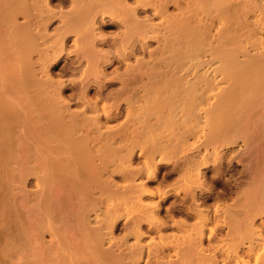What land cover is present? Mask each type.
I'll return each instance as SVG.
<instances>
[{
  "label": "rangeland",
  "instance_id": "1",
  "mask_svg": "<svg viewBox=\"0 0 264 264\" xmlns=\"http://www.w3.org/2000/svg\"><path fill=\"white\" fill-rule=\"evenodd\" d=\"M25 1L0 0V73H1L0 74V88H1L0 89V102H1L0 123H2L0 124L1 125L0 126V138H1L0 139V199L1 200L4 199L3 198L4 195H6L5 200L6 199L11 200V198L14 199V197H16L17 199L15 198L16 200L15 202L17 203L19 200L26 199L28 197L26 196V194H24V191L27 192V194L30 197V198L28 197L29 199L27 198L28 203L19 202V204H22L23 206V207L21 206V208L19 209L21 213L23 212L22 215H24L26 211L28 212L29 216L27 217L31 218L32 221L31 226H33V224L36 223L35 225L38 227L37 230H39L41 227L44 226L43 224L47 226L46 224L47 218L45 221L44 217L46 216H44V210L46 211L50 207L54 209L53 205L55 206V204L57 203L56 201H58L59 198L61 199L62 197H64L62 198V200L68 202V208L70 209V210L68 209L69 213L71 210L72 212H74L75 210L73 211V209L74 208L76 209L75 206H78L79 203L78 200H80L79 198L81 197V195L79 194H82V192L84 191L83 195L87 198L85 197L83 198L81 197V198L83 199V201L85 198L86 202L88 203L87 204L85 202L87 204L89 215L91 218L94 219V217L98 215L99 218H101V220L103 217L104 218L103 221H105L106 218L109 219L111 216L115 215L113 212L118 211L117 213L118 215L115 216H117L119 219L118 221H116L117 223H115L114 227L111 228V231L114 233L113 234L114 237L122 238L124 234H126L127 232L129 233V231L131 232V230L135 229L133 228L134 220H140L142 219V217L144 219L145 216L147 215L146 212L149 213L148 210H144V209H141V211H139L140 208L138 207L136 208L134 204L132 205L135 208L132 207V205H130L131 203L130 201L133 200L131 197L135 198L136 194L134 193L135 197L132 194V196L130 197V201H128L129 199L123 200L125 202L126 201L129 202V205H126L127 203H125V204H120L119 207L118 205L113 206V204L116 202L114 197H110L111 198V199L109 198L110 201L107 198L105 200L103 199L102 202H99L97 200L99 191L96 189V186L92 187L93 189L88 188L86 186H82L83 184L86 183L85 182V178H87L86 175L91 174L92 176L96 172V150H99V152H101L102 154L107 153L108 150L109 153V149L106 147L107 141H103V140H107L108 136H114V140H113L114 142H112L113 143L112 146L114 145L113 147L115 148L114 150L123 152L124 150H126L127 147H128L127 149H129L128 143H131L130 145H132L130 146L129 150H135L134 154L132 155L131 167L133 168L142 167L141 168L142 173H140L139 176L138 175L136 176L135 178L136 182L134 181V183L143 181L144 184L148 186L147 188L151 189L152 192L154 193L156 192L153 195L151 194L142 195L141 196L142 197L141 201H143L142 203L148 204V203H152L153 201L159 200L158 202L160 204L158 216L163 221V223L159 227L160 229L157 228L156 226H155L156 228H154V226L152 227L149 226L148 223L145 222V220L141 222L139 227L140 230L145 235L141 237L140 243L143 244L144 246L146 245L151 246L153 243L157 244L155 242L159 240L158 236L162 234L168 237V239L166 240H168L167 243L170 244V245L167 244L168 246L166 247L160 244L162 248L159 244H158L159 246L157 247L156 245H153L154 246L153 248L154 249L157 248L158 250L154 252L156 255L152 253L150 254L152 256L151 257L145 251L141 259L136 264H154V262L158 260L161 256L162 257L165 256V258L167 257L166 259H170L171 257V259L173 258L172 260H174L176 258L173 249H176L178 247L184 248L185 245L188 246L189 239L187 235L186 237L180 236L179 233L181 232L180 229L185 231L192 230L191 229L192 225L196 221L194 212H192L191 210V208H193L195 204L194 200L198 202L201 209L206 208L205 210L208 211L206 212L209 214V218H210L207 223V226L205 227V233H204L205 237L203 240L204 247H208V246L211 247V244L213 245L214 244L213 242L215 240H218V238H225L227 232L229 231V227L231 226L233 221L229 222V219H226V224L224 223L225 217L223 210L225 208L222 207H226V208L228 207L230 208V210L232 209L231 211L233 212L235 209H237V211L240 210L238 211L237 214L238 216L239 214H241L240 216L245 217L246 214H249L250 207H247L249 206V204L247 205L246 201H248V198L249 200L253 198L255 199L257 198L250 194H252L251 192L253 190H256L255 187L258 184H260L259 182H261L259 180L263 178L261 174L264 173V168H263L264 167V0H202V1L201 0H114L113 4L111 3L112 0H110V2L109 0H105L108 2H106L107 4H104V6L108 5L106 7H108L109 10L111 9L110 10L111 12L107 11V13H103L102 15H98L96 17V25H97L96 33L100 32L99 34H101V36H103L104 38L99 37V35H97L96 37H99L98 40H103V41L98 42V40H96V46H93L94 48L91 47L90 49V51H92V48L93 50L98 49V51L96 50L97 53L95 52L96 56L93 55L92 57L90 55V56H84V58L82 57V52L76 51L77 44L75 45L74 42L76 41V39L74 38H78V37L73 35V32L67 34L65 38L66 43L64 44L65 46L64 50L61 53L58 52V54L57 52L56 54L51 52L53 50L48 46L49 37L47 39V36H49L50 35L49 33L54 32V30H56L57 28H60L62 26V23L64 22V21L60 22L61 20L58 19L59 11L63 12L64 14L65 12H67V15H70L71 13H69V11L72 12L73 9H76L79 6L80 7L85 6L84 8L86 9L87 5L88 6L92 5L93 0L92 2L91 0L90 1L88 0L90 4L86 2L87 0L86 1L81 0L83 1V5L81 4L82 2H80L79 5L80 0L76 1L78 3L77 5L75 4L76 3L75 0H73L74 2H72L71 0H49L50 7L53 6L50 9L58 13V17H56L57 16L56 15L55 17L51 18L49 21H48V13H47L48 11H45L47 10L48 6L45 5V2H42V0L41 1L38 0L39 2H42L40 4L39 2L36 3L35 1L36 5L34 4L35 5V10H34L33 9L34 5L32 6L34 1L33 2L32 0L31 1L25 0ZM115 1L116 3L120 1V3L116 4ZM86 3L87 5H85ZM94 3H96V0H94ZM94 3H93L94 7L90 6L91 7L90 10L91 9L93 10V8L96 7ZM109 3L112 5V7L110 6ZM39 4L40 6L42 4L44 5V10L43 8L41 10L39 9L40 7L38 6ZM114 7L117 9V10L116 9L113 10L114 12L116 11L115 14H113L114 12L112 13V9H114ZM133 7L135 8L133 12H131ZM203 7L204 8L206 7V9L204 10L208 11L209 13L211 12L212 16H214L213 18L210 16L211 14L208 13L209 16L207 15V18L205 17L206 21L208 20L207 28L208 27L211 28L212 26L211 29L208 28L211 31L209 32L212 33L211 35H209V39H208V33L205 32L206 30L203 31V29H207V28L202 24L200 20L203 16H205V14L202 13ZM79 8L74 10L75 14L84 11V9L78 11L82 9ZM127 9L128 10L130 9L131 11L128 12L126 11ZM192 9L194 11L196 10L200 12L199 17L197 14H195L197 12L194 13ZM164 10H166L167 15L168 14L174 15L176 19H178L179 16L182 17V20L185 17H188L186 19L187 20L189 19L188 22L190 23L189 25L191 26V30L189 29L188 31V28H190L188 27L189 25H187L188 22L186 21V25H187L186 26L184 24L186 19H184L183 20L184 22H182V20L179 17L178 20H180L181 25L184 24L183 25L184 30L181 29L182 27L180 28L176 27L175 29H173L174 33H176V36H178L176 38L177 41L175 40V44H174L176 46H173L176 50L174 52L176 57L173 60L172 58L174 55L172 54V52L171 53L169 52L168 54L167 51L166 52L162 51V47L164 46L162 35L164 36L166 34L168 36L167 31H165L167 28L165 27L164 28L165 30H163V27L166 24V20H164L163 17H161L160 15V13L163 12ZM134 11H136L135 14ZM185 11L187 12V14L184 13ZM188 11L191 12L192 17L190 12L188 13ZM180 12L182 15L180 14ZM111 13L115 16H113ZM221 13L222 14L224 13L223 15H226L227 13L228 14L225 17ZM200 14L203 16H200ZM111 15L113 16V18ZM134 15L136 16V18L138 17V20L141 21L147 20L150 22V24H153L155 27H157V29L155 28L156 29L155 33L157 35L154 32L147 34L148 36L144 37L145 40H143V42L141 41L142 43L139 42L140 41L139 38L141 37H139L138 35L135 36V38H137L136 40L133 37L134 35L130 37L132 33H130L131 31L129 29V25L134 20L135 17ZM219 15H222V18ZM197 17L198 19L201 17L198 20L200 21V26H199V22L196 21ZM169 21L171 22L172 20L169 19ZM209 23L210 24L212 23L211 26L209 25ZM195 24H197L196 25L197 28H194ZM224 24H226L225 27L227 26V29L224 27ZM202 25L204 26V28ZM192 27L194 29H192ZM157 30L158 32L159 31L161 32L158 34ZM193 31L195 32L193 33ZM216 31L217 32L219 31L220 33L219 32L217 33ZM41 32L46 37L44 42H42L43 45L40 44L41 40L43 41L44 39L43 38L44 36L42 35ZM45 32L48 35H45ZM204 32L207 33L206 34L207 42L205 39L206 37ZM221 34L222 35L224 34L223 35L224 39L221 36ZM150 35H152L153 37L151 36L150 38L149 37ZM199 35L201 37H199ZM41 36H43L42 37L43 39H40ZM188 36L190 38L192 36V39H190L192 43L191 42L188 43L186 41V37L189 39ZM216 37L218 38L216 39ZM210 38L212 39L211 40L212 42L208 41L210 40ZM142 39L143 37L141 38V40ZM193 39L195 40L194 42ZM124 40L126 42H124ZM201 40L203 41L201 42ZM45 41L47 42L46 44ZM129 41L132 43L134 41L136 42H134L133 46L132 43H130L131 46L129 44L130 47L128 48L127 43ZM219 41H221V43ZM79 42L81 43V40ZM176 42L179 46L176 44ZM196 42L197 44H195ZM193 43L195 45H193ZM168 44H169L168 48L170 46L172 47V42ZM191 44L193 46H191ZM204 44L205 45L207 44L206 45L207 47L204 46ZM122 45L126 46L128 50L123 51L121 49L123 47ZM197 45L200 46L197 47ZM36 46L38 47V49H36L37 48ZM195 46L198 49H195L196 48ZM192 47L195 48L192 49ZM199 47H201L202 49H199ZM47 48H49L51 51H49V49ZM33 50H36L37 52ZM192 50L193 52H191ZM161 51L164 53L165 56H163V53ZM50 54L52 55L49 56ZM29 57H31L30 60ZM101 58L103 59L100 60ZM31 60H33V63L36 61V65L35 66L33 65L34 67L31 64H29L32 62ZM167 64L169 65V67H167ZM160 65L161 67H159ZM145 67L147 68L145 69ZM46 72L50 73L51 77L54 79V82L60 81L63 83L62 95L68 101L67 104L68 109L64 113L62 112L64 111V109L61 108V106L59 107L58 105H56L57 102L53 103V101L55 102V100L52 101L49 95H48L49 97H46L47 96L46 93L48 91L46 90L45 93V89H46L44 86L45 84L44 85L40 84L41 80L42 83L43 80L45 82L44 74ZM144 72L145 73L151 72L150 73L151 77H149L147 74L146 75L148 77L145 74L143 75L142 73ZM173 73H174V78L178 79L177 81L181 84L180 85L176 82L177 83L176 86H178L177 89L175 85L173 86L176 92L177 90L179 91L177 93L180 98V99L178 98L179 100H176L177 99L176 96L175 99L176 101L175 102L172 101V103L174 102L175 106L171 102H169L168 105L169 107H168L167 101H164L167 103L166 105H164V102L162 103L160 101L157 102L158 104L155 103L156 101H154V103H151L153 101H150V104L148 103L149 100L146 102V100L150 97V95H148V91L146 92L145 89L147 87H151L146 85L152 84L150 83V81L155 82L153 81L155 79L156 83L160 81V83H158L160 85L159 86L156 85L160 88L161 84L167 80L166 78H168V76L172 75ZM152 74L154 75L152 76ZM155 74L158 79L156 77L151 79L152 77L155 76ZM31 75H32V79L34 78L33 79L34 83L36 84L37 82L39 83L38 85L39 88L36 89V92L37 90H40L42 85L44 86L43 88H41L42 92L41 90L40 92L39 91L37 92L39 93V95L38 94L37 95L38 97L40 96L39 97L40 99H38V97H36L38 100L35 99L36 105L34 104L35 105L34 107H36V110H34L35 108L34 109L31 108L32 106L31 104H30L31 106H29L32 111L29 110L30 109L28 107L29 104H26V102L27 103L29 102V98L25 94L26 93L25 90L22 89V86L26 84V80L28 81L30 79V77L28 76ZM203 76H205L206 81H203L204 79ZM25 77H27V79ZM171 77L170 79L168 78L167 81L169 80L172 81V79H174L173 77L172 78ZM198 77H200L201 79ZM183 82L184 83L186 82V84H183ZM203 82H206L207 84ZM22 83L24 84L21 86ZM192 85H194V87ZM143 86L146 87L144 88ZM82 87L85 88L86 94L88 95L89 98L88 101L89 103L88 102H87L88 104L85 103L87 106L84 105V102H82L79 99V96H81L80 95L81 90L83 89ZM142 87L144 88L143 91H142ZM12 88L14 91L12 90ZM20 88L24 90L23 92L24 95H26L27 100L25 97H24L25 100L24 98L22 99L23 95H21L20 97V94L18 93L19 91L20 93H22V90ZM43 90L46 96L42 94ZM159 91L158 93L160 94L162 91L161 92ZM142 92L143 93L145 92L146 95L143 94ZM152 92L153 91L151 90L150 94ZM158 93L155 92L156 95ZM153 94L154 93L151 94L152 97ZM147 95L148 98H146ZM132 97L135 99L131 100ZM152 97H150V100ZM157 97L158 95L156 96V98ZM143 98H146L145 102L141 100ZM189 98L191 99L189 100ZM155 99L152 98V100ZM18 100L19 101L23 100L22 103L25 102V105L22 104L24 105L23 108L25 110L22 108V105L20 106ZM37 101L38 104L36 103ZM18 104L19 106H17ZM103 105L106 106V109L108 108V111L110 110L108 112L110 117H107L105 112L103 111ZM163 105L166 107H164ZM57 106L60 108V110H58L59 108ZM184 106L186 107L185 109L183 108ZM38 109H43V110H38ZM147 110H149L151 113L157 112V114H155L156 116L151 115V113H149L150 115L149 114L148 115L150 117L149 116L145 117L147 115H143V114L145 111L147 112ZM36 111L37 113L39 111L42 112H40L39 114L36 113L37 115L34 114V116H32L33 112L35 113ZM28 112H31L30 113L31 115ZM60 112L62 113V115ZM41 113L42 115H40ZM95 118L97 119L99 118L98 120L100 121L98 122V125L100 124V128L96 126ZM9 121H11V123ZM6 122L7 123L9 122L8 124H12L13 126L11 127L12 128L14 127L16 129L15 130L13 128L14 130H12L11 128V130L14 131L11 133L14 135H11V133H9L11 130L9 129L10 127L7 126L8 124ZM16 123L18 124L15 125ZM3 124L9 130L8 132H5V130H3L5 128L3 127ZM22 124L23 126L20 127ZM149 125L151 126L150 129H149ZM146 127L147 130H149L148 132L150 134L147 132ZM213 129H218V130L229 129L230 131H236L237 129V131H239L238 133L240 134L239 136L242 135L249 139L248 142L247 141L244 142L239 139L238 143L233 144L231 146L223 147L222 149H220L221 152L220 158L217 161H214L213 155L211 153L213 152V149H211L212 147L211 146L206 147L203 144L205 137L211 135L210 131H212ZM125 130H127L128 132ZM97 132H99L100 136ZM55 133L58 135H56ZM146 133H148L147 135L149 136L151 135V137L150 138H148L149 136L146 137L147 136ZM126 135L128 137L131 136V139L128 137L127 139ZM248 135L250 137H248ZM152 136H154L155 139ZM179 136H181V140ZM75 137L78 138L76 139ZM144 137L147 138L145 139L147 143H145L144 140L142 141ZM11 138H13V140H11ZM152 139L156 141L154 142ZM173 139L176 140L174 141ZM77 140H80L78 141L79 143H77ZM125 140H127L128 143ZM9 141H11L12 143ZM156 142L157 144H155ZM171 143L173 144V147H169L172 145ZM178 144L180 147L182 146L183 147L180 148ZM13 145L14 147H12ZM149 145H151L150 149H148ZM153 145H155L156 147ZM174 146L177 147L176 150ZM185 146H187L186 149L184 148ZM140 147L141 148L143 147V149H141ZM158 147L159 150L160 149L163 150V148L168 150L170 148L171 150L170 149L168 150L169 158L166 157L167 162L165 161V163L163 161H160L162 163L158 162L157 164L158 170L156 172V176L154 179H147L146 173L143 170L144 153L154 148L155 150H157ZM66 148L67 150H65ZM173 148L174 150H172ZM10 152L14 154H11ZM112 152L110 150V154ZM207 153H211V154H207ZM10 154L13 156H11ZM104 155L105 156L102 155V157L105 158L103 159V164L105 161L106 164H104L105 166L103 165V169L109 166L108 167L109 170L118 164L116 163L117 162L116 160H114L115 162L111 161L114 162V164H112L111 162L107 163L109 159L108 156L110 155L107 154ZM203 155L204 156L206 155L205 156L206 160H205V164L200 166L199 171L201 172V175L204 177V179L202 177L204 184H201V186L198 187V185H196L192 181L194 179L192 178V176L188 178L189 179L188 181L187 180L185 181L183 179L184 178L183 176H186L188 174V171L190 173L193 170V168L189 166L191 163L189 161L192 159L195 160L197 159L198 161L197 160L196 161L199 162L200 160H202L201 157L203 158ZM159 158L160 155H158L157 153L155 155V159L158 160ZM76 159L78 161H75ZM72 160L75 161V163L78 164L80 163L79 164L80 166L76 164L81 173L80 175H82L81 178H79L80 181H77L78 179H76L75 181L76 176L74 177L72 173L73 168H75V166L72 163L73 162ZM68 161L70 162L67 163ZM72 164L74 167L72 166ZM191 168L192 170H190ZM184 172L186 174H184ZM123 174L124 173L121 172L120 173L116 172L112 174L113 177L112 180L110 181V184L114 185V187H112L113 188L112 190H116L115 192L119 191L125 193L123 192L124 187L125 185H127V183L129 184V182H127L126 177ZM259 175L261 178L258 180L259 177L257 176ZM251 176L256 179V181H254L255 183L253 184H251L252 183ZM93 179L95 180L96 177H94ZM92 182L93 184H96V181H92ZM189 182H191L189 184L192 187L191 191H188L187 188L186 190L184 189L187 186V183ZM47 185L50 186L47 187ZM158 190L167 191L166 196L165 197L161 196ZM255 192L256 191H254V193ZM9 194L10 196H12L11 198ZM124 195L120 194L119 196L120 197L122 196V199H125L123 197ZM36 199H38L39 201H37ZM52 199L54 200V204ZM112 199L115 200V202ZM1 200H0V204H2L3 201ZM35 200L37 201V203L35 202ZM32 201L34 202V204L33 203L31 204ZM97 201L98 203L96 205ZM236 201L239 203V207L237 206L238 208L235 207L238 204L235 203L234 205V202ZM111 202L114 203L112 204ZM38 203L40 204L42 203V205H40L41 206L40 208H42L43 211L39 208L38 209L36 208L37 207L36 204ZM89 203H91V205ZM29 204L33 209L30 207ZM111 204L113 208L110 206ZM218 206L219 209L221 208L220 211L218 210ZM114 207L118 208L117 211H115L116 208ZM22 208L25 209V212L23 211L24 209L22 210ZM111 208L113 210H111ZM55 209L58 210L55 212L57 214V215L55 214L56 216L55 219L56 221H60L61 219L64 218V215L61 214L62 209H59L58 207H55ZM31 210H33L36 213V215H34V212L32 213ZM106 210L108 211L111 210V213H109ZM41 211L43 212L42 214ZM30 214L32 217H30ZM143 214L144 216H141ZM240 216H239L240 221H243L244 217L240 218ZM134 217H136V219ZM263 217L257 218L256 222L258 224V227L262 229V234L264 236ZM42 218H44V221ZM177 220H183L185 224L183 228L185 226L186 227L183 229L181 227L174 225V221ZM30 224L29 225L27 224L26 227L30 226ZM39 226L41 227L39 228ZM234 226L235 225L233 223V226L231 227ZM14 227H11L9 229L7 228L8 230L7 229L0 230V233L2 235L4 234L5 231L8 232V234L10 233L9 235H11L12 233V235H14L13 238L15 240H18L20 238L19 235L21 233V228L19 229V225L18 227L16 226ZM209 227L210 228L215 227V237L213 236V238L212 236L210 237L209 235V230H208ZM43 228L45 230L44 229L41 230L44 232V238L42 239H44V243H49L51 240L50 233L45 232L46 227ZM186 228L189 230H187ZM12 229H14V231ZM106 230L107 229L104 228L103 231ZM173 235L179 237H177V239L176 237H174L176 239L175 240L173 239ZM181 239L182 240L184 239V241H182ZM34 240H36L37 242L36 247L39 246L43 247V244H40V242H43V240L40 241L39 237L38 238L34 237ZM169 240L171 241V243ZM247 240H244L243 244L237 245L238 255H240L245 261H248L249 263L246 262L247 264H263L264 257L262 255H264L263 254L264 251L259 249V247H257L256 244L257 240L253 239L256 242L255 241L252 242L251 240L247 241ZM176 241L179 243L176 244ZM249 243L252 244L253 247L250 246ZM120 244H119L120 246L118 245V243L117 246L115 245L117 249L118 247L119 249L121 248L120 251H122L124 248H128V246L129 248L134 247L136 244L135 237L133 236V234L130 235L128 234L125 240L123 239V241H121ZM108 246L110 245L107 243L103 247L107 248ZM173 246H176V248L175 247L173 248ZM115 247L113 245L114 249H116ZM116 251L118 252L119 250ZM126 251L124 252L129 254L130 251L129 252L128 250ZM40 253L41 255L43 254L42 252ZM131 253L133 254L134 252H130V254ZM216 253L219 264H234L233 259L226 260L227 258H225L224 253L222 252L219 253L217 251ZM260 256H262V258ZM84 262L85 261H83L82 263L84 264ZM85 263L87 264L88 262ZM30 264H34V263L32 262Z\"/></svg>",
  "mask_w": 264,
  "mask_h": 264
},
{
  "label": "bare ground",
  "instance_id": "2",
  "mask_svg": "<svg viewBox=\"0 0 264 264\" xmlns=\"http://www.w3.org/2000/svg\"><path fill=\"white\" fill-rule=\"evenodd\" d=\"M25 1V0H24ZM31 1V0H30ZM34 1V2H33ZM35 1H36V3H38L39 1H41V0H32V2H33V4H32V6L35 4L36 5V3H35ZM72 2H74L73 0H71ZM77 0H75V2H76ZM83 1H86V0H83ZM83 1H79V5H80V2H82L81 4L83 5ZM90 1V0H89ZM89 1L87 0L86 2H88L89 3ZM113 1L114 0H112L111 1V3L113 4ZM202 1V0H201ZM26 2V1H25ZM42 2H45V5L46 6H48L47 7V10H45V11H48L47 13H48V21L51 19V18H53V17H55L56 15V17H58V13H59V18L58 19H60L61 21L60 22H62V21H64L63 23H62V26L60 27V28H57L56 30H54V32H52V33H49L50 35L49 36H47V39H48V37H49V39H48V41H49V48H51L53 51H51L49 48H47V49H49V51H51L52 53H55L56 54V52H57V54H58V52H62L63 50H64V44L66 43L65 42V38H66V36H67V34L68 33H71V32H73V35H75V36H77L78 38H74V39H76V41L74 42L75 43V45L77 44V46H76V51L78 52H82V57L84 58V56H92L93 57V55H95L97 52H96V50L98 51V49H96V50H93V46H96V40H98L99 39V37H102V38H104L103 36H101V34H99V33H96V31H97V25H96V17L98 16V15H102L103 13H107V11L109 12L110 10H109V8L108 7H106V6H108V5H105L104 6V4H107L106 2H108V1H105V0H96V3H94V0H93V2H92V0H91V2H92V5H87V3L85 4V5H87V8H88V10H87V8L85 9L84 7L85 6H82V7H80L79 5V7L80 8H82V9H80L79 7H75L76 9H80V10H78V11H81V10H83L84 9V11H81V12H78V13H74V10H76V9H73L72 10V12L75 14H73L71 11H69V13H71L70 15H67V12H65V14L63 13V12H61V11H59L58 13L56 12V11H54V10H52V9H50V8H52L53 6H51L50 7V5H49V0H42ZM42 2H39L40 4L42 3ZM109 2H110V0H109ZM139 2V1H138ZM137 2V3H138ZM168 2V1H167ZM23 3V2H22ZM93 3L95 4V8H93V10L91 9L90 10V6H92V7H94L93 6ZM115 3H116V1H115ZM118 4L120 3V1H118L117 2ZM116 3V4H117ZM166 3V2H165ZM170 3V2H169ZM40 4L38 5V6H40ZM44 4V3H43ZM41 5L40 7H39V9L41 10L42 8H43V10H44V5ZM73 4V3H72ZM76 5L78 4L77 2L75 3ZM90 4V3H89ZM98 4V5H97ZM110 4V3H109ZM25 5H26V3H25ZM35 5L33 6L34 8V10H35ZM124 5V4H123ZM123 5H121V6H123ZM198 5V4H197ZM110 6L112 7V5L110 4ZM126 6V5H125ZM124 6V7H125ZM130 6V5H129ZM157 6H158V4H157ZM19 7V6H18ZM110 7V8H111ZM123 7V8H124ZM127 7V6H126ZM218 7V6H217ZM223 7H224V5H223ZM222 7V8H223ZM73 8V7H72ZM107 8V9H106ZM134 8L135 7H133V9H132V11L129 9H127L126 11H131V12H133V10H134ZM137 8V7H136ZM191 8V7H190ZM221 8V9H222ZM228 8V7H227ZM95 9V10H94ZM116 8L114 7V9H112V13L114 12L113 10H115ZM122 9V8H121ZM126 9V8H125ZM204 9H206V7L204 8L203 7V11H202V13L203 14H205V16H203V15H201L200 14V16H203L200 20H201V22H202V24L207 28V21H206V18H207V15H208V11H206V10H204ZM224 9V8H223ZM23 10H24V7H23ZM42 10V11H43ZM117 10V9H116ZM136 10V9H135ZM193 10V9H192ZM191 10V11H192ZM199 10V9H198ZM218 10V9H217ZM156 11V10H155ZM180 11V10H179ZM184 11V10H183ZM183 11H181V12H183ZM194 11V10H193ZM222 11V10H221ZM77 12V11H76ZM111 12V11H110ZM116 12V11H115ZM115 12L113 13V14H115ZM124 12H125V10H124ZM135 12L136 11H134V14H135ZM159 12V11H158ZM181 12H180V14H181ZM190 11H188V13H189ZM195 12H197V13H195ZM224 12V11H223ZM42 13V12H41ZM61 13V14H60ZM111 13V14H112ZM185 14H187V12L185 11L184 12ZM193 13V12H192ZM194 13L195 14H197L198 15V17H199V13L200 12H198V11H194ZM213 13V12H212ZM226 13V12H225ZM229 13V12H228ZM227 13V14H228ZM26 14V13H25ZM73 14V15H72ZM112 14V15H113ZM119 14V13H118ZM125 14V13H124ZM179 14V15H180ZM190 14H191V12H190ZM209 14H211V12L209 13ZM222 14V13H221ZM224 14V13H223ZM222 14V15H223ZM226 14V15H227ZM63 15H66V16H63ZM108 15H109V13H108ZM111 15V16H112ZM122 15V14H121ZM160 15H161V17H163V19L164 20H166V24H165V26L163 27V30H165L164 28L166 27L167 29L165 30V31H167V34H168V36L166 35H162V39H163V43H164V46L162 47V51L163 52H168V54H169V52L171 53L172 52V54L174 55L173 56V58H172V60L173 59H175V54H174V52L176 51L175 50V48L173 47V46H176V45H174L175 44V40L177 41V37L178 36H176V33H174V30L173 29H175L176 27H182L181 29H183V25L185 24L186 25V21L188 22V20L186 19V18H188V17H185L184 19H186L185 20V23L183 24V25H181V22H180V20H178L179 19V17H180V19L182 20V17L181 16H179L178 17V19H176V17L174 16V15H167V13H166V10H164L163 12H161L160 13ZM182 15V14H181ZM184 15V14H183ZM197 15H194V16H197ZM222 15H219L221 18H222ZM226 15H223V16H225L226 17ZM35 16V15H34ZM113 16H115V15H113ZM113 16H112V18H113ZM135 16V15H134ZM185 16V15H184ZM183 16V17H184ZM189 16V15H188ZM193 16V17H194ZM209 16V15H208ZM211 17H213L214 18V16H212V14L210 15ZM124 17V16H123ZM191 17H192V14H191ZM191 17H190V19H191ZM198 17H197V19H196V21H198L199 19H198ZM206 17V18H205ZM218 17V16H217ZM247 17V16H246ZM128 19V18H127ZM169 19H171L172 21L170 22L169 21ZM183 19V20H184ZM212 19V18H211ZM224 19V18H223ZM40 20V19H39ZM47 20V19H46ZM122 20V19H121ZM121 20H119V21H121ZM182 20V22H184ZM124 21H125V19H124ZM196 21H195V23H196ZM212 21V20H211ZM211 21H209V22H211ZM213 21H214V19H213ZM25 22V21H24ZM46 22V21H45ZM149 21H147V20H143V21H141V20H138V17L136 18V16L134 17V20L132 21V23H130V25H129V29H130V33H132L131 35H130V33H129V35H130V37L131 36H133L134 38H135V36H139V37H143V39L141 40V38H139L140 39V41L139 42H143V40H145V38L144 37H147L148 35L147 34H149V33H152V32H154L155 33V31H156V29H157V27H155L153 24H150V22L148 23ZM191 22V21H190ZM199 22V26H200V21H198ZM197 22V23H198ZM229 22V21H228ZM120 23H122V22H120ZM98 24V23H97ZM190 23L188 22L187 23V25H189ZM212 24V23H211ZM211 24L209 23V25L211 26ZM64 25V26H63ZM186 25V26H187ZM193 25V24H192ZM197 24H195V26H194V28H197V26H196ZM202 25V26H203ZM225 25L226 24H224V27H225ZM204 26H203V28H204ZM126 27V26H125ZM188 27H190V28H188ZM187 28H188V31H189V29L191 30V26L189 25ZM156 28V29H155ZM193 27H192V29H194ZM209 28V27H208ZM207 28V29H208ZM211 28H212V26H211ZM211 28H209V29H211ZM226 29H227V26L225 27ZM224 28V29H225ZM46 29V28H45ZM124 29V28H123ZM180 29V30H181ZM202 29V28H201ZM207 29H203V31H205V32H207L208 33V39H209V35H211L212 33H210L211 31L208 29V31H207ZM221 29H223V28H221ZM159 30V29H158ZM158 30H157V32H158ZM184 30V29H183ZM50 31V30H49ZM126 31H127V29H126ZM177 31V30H176ZM210 31V32H209ZM221 31V30H220ZM224 31V30H223ZM230 31H232V30H230ZM161 31H159L158 32V34L160 33ZM195 31H193V33H194ZM198 32V31H197ZM204 32V34H205V39H206V42H207V33H205ZM217 32V31H216ZM219 32V31H218ZM217 32V33H218ZM38 33V32H37ZM40 33V32H39ZM42 33V32H41ZM163 33V32H162ZM161 33V34H162ZM166 33V32H165ZM220 33V32H219ZM221 33H223V32H221ZM156 34V33H155ZM179 34V33H178ZM184 34V33H183ZM201 34H202V32H201ZM39 35V34H38ZM42 35H43V33H42ZM45 35H48V34H46V32H45ZM71 35V34H70ZM97 35H99V37H96ZM153 35V34H152ZM152 35H150L149 37L151 38V36ZM157 35V34H156ZM185 35V34H184ZM214 35V34H213ZM219 35V34H218ZM217 35V36H218ZM224 35V34H223ZM223 35L221 34V36L223 37ZM44 36V35H43ZM43 36H41V38L40 39H43V41L41 40V43L40 44H42V42H44V40H45V36L43 37ZM124 36V35H123ZM181 36V35H180ZM190 36V35H189ZM188 36V37H189ZM193 36V35H192ZM192 36H191V38L189 37V39L186 37V41L188 42V43H190L191 42V40L190 39H192ZM203 36V35H202ZM43 37V38H42ZM81 37V38H80ZM122 37V36H121ZM153 37V36H152ZM199 37H201L200 35H199ZM211 37V36H210ZM17 38V37H16ZM32 38H34V37H32ZM102 38H100V39H102ZM133 38V39H134ZM170 38V39H169ZM204 38V37H203ZM218 37H216V39H217ZM221 38V37H220ZM36 39V38H35ZM34 39V40H35ZM46 39V40H47ZM79 39V40H78ZM124 39H125V37H124ZM137 38H135V40H136ZM195 39V38H194ZM193 39V42L195 41ZM223 39H224V37H223ZM81 40V43L79 42ZM130 40V39H129ZM131 40H132V38H131ZM153 40V39H152ZM158 40V39H157ZM169 40H171V41H169ZM182 40V39H181ZM188 40H190V41H188ZM200 40V39H199ZM212 39L210 38V40H208V41H211ZM29 41V40H28ZM36 41V40H35ZM99 41H103V40H98V42ZM115 41V40H114ZM186 41H185V43H186ZM197 41V40H196ZM203 40H201V42H202ZM223 41V40H222ZM32 42V41H31ZM38 42V41H37ZM124 42H126L125 40H124ZM134 42H136V41H134ZM134 42L132 43V42H128L127 43V47L129 48L130 46H131V44L130 43H132V46H133V44H134ZM141 42V43H142ZM170 42H172V47L170 46L169 48H168V43H170ZM179 42V41H178ZM205 42V41H204ZM212 42V41H211ZM220 43H221V41H219ZM30 43V42H29ZM47 42L45 41V44H46ZM187 43V44H188ZM192 43V42H191ZM200 43V42H199ZM209 43V42H208ZM34 44V43H33ZM37 44V43H36ZM35 44V45H36ZM39 44V43H38ZM39 44V45H40ZM119 44V43H118ZM129 44H130V46H129ZM137 44V43H136ZM176 44H177V42H176ZM195 44H197V42L195 43ZM194 43H193V45H195ZM30 45V44H29ZM38 45V46H39ZM43 45V44H42ZM123 45H124V43H123ZM122 45V46H123ZM126 45V44H125ZM171 45V44H170ZM178 45V44H177ZM192 44H191V46H193ZM203 45V44H202ZM207 45V44H206ZM205 44H204V46H206ZM15 46V45H14ZM32 46V45H31ZM34 46V45H33ZM45 46V45H44ZM48 46H46V47H48ZM121 46V45H120ZM179 46V45H178ZM188 46V45H187ZM190 46V47H191ZM198 46H200V45H197V47ZM221 46V45H220ZM37 47V46H36ZM45 47V48H46ZM91 47H93L92 48V51H90V49H91ZM126 46H123L121 49L123 50V51H126V50H128V48H127ZM196 47V46H195ZM195 47H192V49L193 48H195ZM195 48V49H198V48ZM207 47V46H206ZM20 48V47H19ZM120 48V47H119ZM127 48V49H126ZM29 49H30V47H29ZM36 49H38V47L36 48ZM191 49V48H190ZM199 49H202L201 47H199ZM207 50V49H206ZM33 51H36V50H33ZM39 51V50H38ZM42 51V50H41ZM131 51V50H130ZM161 51V52H162ZM37 52V51H36ZM35 52V53H36ZM46 52H48V51H46ZM92 52V53H91ZM96 52V53H95ZM103 52V51H102ZM162 52V53H163ZM189 52V51H188ZM191 52H193V50L191 51ZM190 52V53H191ZM29 53V52H28ZM27 53V54H28ZM85 53H87V54H85ZM94 53V54H93ZM37 54V53H36ZM114 54V53H113ZM166 54V53H165ZM187 54V53H186ZM35 55V54H34ZM33 55V56H34ZM52 54H50L49 56H51ZM101 55V54H100ZM31 56V55H30ZM46 56V55H45ZM49 56H47V57H49ZM53 56H54V54H53ZM96 56V55H95ZM163 56H165L164 55V53H163ZM221 56V55H220ZM32 57V56H31ZM31 57H29V60L31 59ZM101 57V56H100ZM169 57V56H168ZM20 58V57H19ZM88 58V57H87ZM189 58V57H188ZM44 59V58H43ZM47 59V58H46ZM103 58H101L100 60H102ZM181 59V58H180ZM191 59V58H190ZM161 60V59H160ZM32 61V62H31ZM30 62L31 63H29V64H31L32 66L34 65H36V61L33 63V60H31ZM86 61V60H85ZM94 62H95V60H94ZM140 62V61H139ZM147 62V61H146ZM23 64V63H22ZM96 64V63H95ZM147 64V63H146ZM158 64H161V63H158ZM171 64V63H170ZM20 65V64H19ZM139 65V64H138ZM174 65H175V63H174ZM173 65V66H174ZM33 66V67H34ZM95 66V65H94ZM152 66V65H151ZM155 66V65H154ZM135 67V66H134ZM141 67H144V66H141ZM158 67V66H157ZM159 67H161V65L159 66ZM167 67H169V65L167 64ZM175 67V66H174ZM17 68V67H16ZM97 68V67H96ZM133 68V67H132ZM139 68V67H138ZM147 67H145V69H146ZM150 68V67H149ZM151 68H154V67H151ZM18 69V68H17ZM23 69V68H22ZM144 69V70H145ZM132 70V69H131ZM172 70H173V68H172ZM135 71H136V69H135ZM177 71H178V69H177ZM86 72V71H85ZM19 73H21V72H19ZM33 73H34V71H33ZM151 72H147V73H142L143 75L145 74H147L149 77H151L150 74ZM1 74V73H0ZM4 74V73H3ZM22 74H23V72H22ZM25 74H26V72H25ZM24 74V75H25ZM36 74V73H35ZM171 74V73H170ZM201 74V73H200ZM32 75H34V74H32ZM32 75L31 76H28V77H30V79L27 81L26 79H27V77H25L26 79H24V80H26V84L25 85H23L24 83H22L21 84V86H22V89H24L25 90V94L27 95V97L29 98V102L27 103L26 102V104H29L28 105V107L29 106H31V108H35L34 110H36V107H34L36 104H35V99L36 100H38V99H40L39 97H38V95H39V93H37L38 91L40 92V90H41V88H43L44 86H45V93H46V90L48 91L46 94H47V96H46V94H44V90H43V93L42 94H44V96H46V97H49L50 96V98L52 99V101L53 100H55V102L53 101V103H56L57 102V104L56 105H58L59 107L61 106V108H63L64 109V111H62L63 113L65 112V111H67V107H68V101L64 98V96L62 95V85H63V83L62 82H54V79L51 77V75H50V73H48V72H46L45 74H44V76H45V82H44V80H43V83L40 81V84H45L44 86L42 85V87L40 88V90H37V92H36V89L37 88H39L38 87V85H39V83L37 82V84L36 83H34V81H33V79H32ZM133 75V74H132ZM136 75V74H135ZM146 75V76H147ZM154 74H152V76H153ZM202 75V74H201ZM36 76V75H35ZM93 76V75H92ZM147 76V77H148ZM158 76V75H157ZM170 77L172 76L173 78H174V73L172 74V75H169ZM168 76V78L170 79V77ZM198 76V75H197ZM22 77V76H21ZM34 77V76H33ZM156 77V74H155V76L154 77H152L151 79H153V78H155ZM171 77V78H172ZM200 77H202V76H200ZM200 77H198V78H200ZM204 77V79H203V81H206V79H205V76H203ZM19 78V77H18ZM157 78V77H156ZM168 78H166L167 80H168ZM14 79V78H13ZM22 79V78H21ZM158 79V78H157ZM163 79V78H162ZM161 79V80H162ZM201 79V78H200ZM35 80H36V77H35ZM87 80V79H86ZM137 80V79H136ZM166 80V81H167ZM176 80V81H175ZM178 79H176V78H174V79H172V81L171 80H169V81H171V82H169V81H167V83H166V81L165 82H161L162 84H161V87H163V88H159L158 86L160 85V84H158V83H160V81L158 82V83H156V80L154 79L153 81H155V82H151L150 81V79H149V81H150V83H152V84H150L149 82V84L150 85H146V86H151V87H147L146 89H145V91L147 92L148 91V95H150V97H152V93H154L153 94V97L152 98H156V96L158 95V99L156 98L155 100H152V98H151V100H150V97L148 98V95H147V97L146 98H148L147 100H146V98H143V99H141V100H143L144 102H145V100H146V102L148 101V103L150 104V101H153V102H151V103H154V101H156L155 103H157V102H164V101H167L168 102V104L166 103V102H164V105H166L167 104V106L169 105V102H171L172 103V101H176V100H179L180 98H179V95H178V93L177 92H179L178 90H177V92H176V90L174 89V85L176 86L177 85V83L178 84H180L178 81H177ZM211 80H213V79H211ZM37 81H38V79H37ZM121 81H123V80H121ZM144 81V80H143ZM147 81V80H146ZM184 81V80H183ZM186 81V80H185ZM191 81H193V80H191ZM190 81V82H191ZM199 81V80H198ZM21 82V81H20ZM36 82V81H35ZM81 82V81H80ZM127 82V81H126ZM139 82H141V81H139ZM177 82V83H176ZM182 82V81H181ZM200 82H202V81H200ZM32 83V84H31ZM176 83V84H175ZM189 83V82H188ZM197 83V82H196ZM203 83H206V82H203ZM16 84V83H15ZM88 84V83H87ZM183 84H186V82L184 83L183 82ZM191 84V83H190ZM193 84V83H192ZM207 84V83H206ZM205 84V85H206ZM5 85V84H4ZM8 85V84H7ZM37 87H36V86ZM153 85V86H152ZM156 85H158V86H156ZM181 85V84H180ZM189 85V84H188ZM195 85V84H194ZM194 85H192L193 87H194ZM20 86V87H21ZM26 86V87H25ZM82 86V85H81ZM86 86V85H85ZM146 86H143L144 88L146 87ZM201 86V85H200ZM10 87V86H9ZM142 87V91L144 90V88ZM177 87L178 86H176V89H177ZM83 88V87H82ZM168 88H169V91H168ZM196 88V87H195ZM1 89V88H0ZM21 89V88H20ZM19 89V90H20ZM21 89V90H22ZM159 89H160V91H159ZM12 90H13V88H12ZM24 90H22V93H20V91L18 92L19 94H20V97H21V95H23V97H22V99L25 97L26 98V100H27V97H26V95H24ZM137 90V89H136ZM140 90V89H139ZM153 91L151 94H150V91ZM189 90V89H188ZM203 90V89H202ZM14 91V90H13ZM135 91V90H134ZM158 91L159 92H161L160 94L158 93ZM257 91V90H256ZM41 92H42V90H41ZM132 92V91H131ZM155 92H157L158 94L156 95L155 94ZM184 92V91H183ZM187 92V91H186ZM250 92H252V91H250ZM49 93V94H48ZM143 93V92H142ZM201 93V92H200ZM17 94V93H16ZM38 94V95H37ZM143 94H145V92L143 93ZM142 94V95H143ZM251 94V93H250ZM37 95V96H36ZM40 95H41V93H40ZM49 95V96H48ZM81 96H79V99L82 101V102H84V105H86L85 103H87L88 101H89V98H88V95L86 94V90H85V88H83L82 90H81V94H80ZM122 95V94H121ZM146 95V94H145ZM154 95H156V96H154ZM161 97H160V96ZM185 95V94H184ZM189 95V94H188ZM202 95V94H201ZM249 95V94H248ZM257 95H258V93H257ZM17 96V95H16ZM43 96V95H42ZM41 96V97H42ZM144 96V95H143ZM143 96H141V97H143ZM176 96H177V99H176ZM191 96V95H190ZM36 97H38V99L36 98ZM136 97V96H135ZM160 97V98H159ZM25 98H24V100H25ZM179 98V99H178ZM182 98V97H181ZM193 98V97H192ZM17 99V98H16ZM48 99V98H47ZM50 99V100H51ZM132 99H135V98H131V100ZM176 99V100H175ZM191 98H189V100H190ZM247 99V98H246ZM162 100V101H161ZM195 100H196V98H195ZM19 101V100H18ZM40 101V100H39ZM47 101V100H46ZM78 101V100H77ZM23 102V100L21 101H19L18 103L20 104V106L22 105V104H24L25 105V102L24 103H22ZM174 102L172 103L173 105H174ZM178 102V101H177ZM181 102V101H180ZM193 102V101H192ZM1 103V102H0ZM37 104H38V101L36 102ZM59 103V104H58ZM89 103V102H88ZM87 103V104H88ZM104 103H105V101H104ZM171 103H170V105H171ZM243 103V102H242ZM19 104L17 105V106H19ZM31 104V105H30ZM35 104V105H34ZM148 104V105H149ZM158 104V103H157ZM177 104V103H176ZM183 104V103H182ZM189 104V103H188ZM15 105V104H14ZM24 105H22V108H23V106ZM93 105V104H92ZM163 105V106H164ZM180 105V104H179ZM57 106V107H58ZM87 106V105H86ZM108 106V105H107ZM146 106V105H145ZM175 106V105H174ZM177 106V105H176ZM37 107H38V105H37ZM42 107V106H41ZM58 107V108H59ZM148 107V106H147ZM164 107H166V106H164ZM169 107V106H168ZM172 107V106H171ZM179 107V106H178ZM30 108V107H29ZM31 108L29 109V110H31ZM144 108H146V107H144ZM173 108V107H172ZM184 109L186 108L185 106L183 107ZM20 109V108H19ZM24 109V108H23ZM130 109V108H129ZM148 109V108H147ZM158 109V108H157ZM175 109H176V107H175ZM174 109V110H175ZM192 109V108H191ZM244 109V108H243ZM247 109H248V107H247ZM246 109V110H247ZM25 110V109H24ZM38 110H43V109H38ZM37 110V111H38ZM58 110H60V108L58 109ZM141 110V109H140ZM144 110V109H143ZM146 110V109H145ZM161 110V109H160ZM166 110V109H165ZM169 110V109H168ZM174 110H171V111H174ZM197 110V109H196ZM32 111V110H31ZM37 111L34 113L33 112V115L32 116H34V114L35 115H37V114H39L40 112H42V111H39L38 113H37ZM69 111V110H68ZM75 111V110H74ZM103 111L105 112V114H106V116L107 117H110L109 116V114H108V112L110 111H108V108L106 109V106L105 105H103ZM153 111V110H152ZM171 111H169V112H171ZM236 111V110H235ZM82 112V111H81ZM137 112V111H136ZM146 112V111H145ZM144 112V114L143 115H147V116H145V117H148L150 114L149 113H151L149 110H147V114ZM161 112V111H160ZM239 112V111H238ZM257 112V111H256ZM29 114L31 113V112H28ZM37 113V114H36ZM61 113V112H60ZM132 113V112H131ZM189 113V112H188ZM78 114V113H77ZM136 114H138V113H136ZM149 114V115H148ZM155 114H157V112H155V113H151V115H155ZM190 114V113H189ZM31 115V114H30ZM40 115H42V113L40 114ZM45 115V114H44ZM61 115H62V113H61ZM83 115V114H82ZM239 115V114H238ZM237 115V116H238ZM256 115V114H255ZM46 116V115H45ZM48 116V115H47ZM50 116V115H49ZM97 116V115H96ZM137 116V115H136ZM156 116V115H155ZM174 116V115H173ZM31 117V116H30ZM42 117V116H41ZM95 117V116H94ZM93 117V118H94ZM150 117V116H149ZM5 118V117H4ZM178 118V117H177ZM65 119V118H64ZM86 119V118H85ZM96 120V126L98 127V128H100V124L98 125V122L100 121V120H98L97 118H95ZM2 120V119H1ZM7 120V119H6ZM40 120H42V119H40ZM165 120V119H164ZM14 121V120H13ZM49 121V120H48ZM161 121V120H160ZM3 122V121H2ZM10 123H11V121H9ZM8 122V123H9ZM19 122V121H18ZM33 122H34V120H33ZM93 122V121H92ZM155 122V121H154ZM175 122V121H174ZM7 123V122H6ZM7 123V124H8ZM14 123V122H13ZM66 123V122H65ZM86 123V122H85ZM161 123V122H160ZM172 123V122H171ZM179 123V122H178ZM177 123V124H178ZM0 124H2V123H0ZM18 123H16L15 125H17ZM55 124V123H54ZM58 124V123H57ZM176 124V123H175ZM145 125V124H144ZM147 125H148V122H147ZM146 125V126H147ZM1 126V125H0ZM7 126H9L10 128V130H11V126H13L12 124H8ZM23 126V124L20 126V127H22ZM173 126H174V124H173ZM3 127H5L4 126V124H3ZM16 127H18V126H16ZM58 127V126H57ZM65 127V126H64ZM125 127V126H124ZM150 125H149V129H150ZM220 127H222V126H220ZM6 128V127H5ZM3 129V130H5V132H8L9 130L7 129ZM14 128V127H13ZM12 128V130H14ZM46 128V127H45ZM120 128V127H119ZM2 129V128H1ZM49 129V128H48ZM54 129V128H53ZM52 129V130H53ZM128 129V128H127ZM155 129V128H154ZM10 131L9 133H11V132H14V131ZM16 130V129H15ZM67 130H68V128H67ZM129 130V129H128ZM146 130H147V127H146ZM152 130V129H151ZM72 131V130H71ZM125 131H127V130H125ZM130 131V130H129ZM149 130H147V132H148ZM170 131V130H169ZM53 132V131H52ZM109 132V131H108ZM107 132V133H108ZM112 132V131H111ZM128 132V131H127ZM211 132V135H209V136H207V137H205V139H204V142H203V144L206 146V147H209V146H211L212 148L211 149H213V152H211L212 153V155H213V158H214V161H217L219 158H220V154H221V152H220V149H222L223 147H227V146H231V145H233V144H236V143H238V141H239V139L240 140H242V141H247L248 142V139L249 138H247V137H244V136H239L240 134L238 133L239 131H237V129H236V131H230L229 129H225V130H223V129H213L212 131H210ZM54 133V132H53ZM98 134H99V132H97ZM149 133V132H148ZM148 133H146V135L148 134ZM243 133V132H242ZM5 134V133H4ZM56 134V133H55ZM150 134V133H149ZM11 135H14V134H12L11 133ZM56 135H58V134H56ZM77 135V134H76ZM145 135V134H144ZM159 135V134H158ZM252 135V134H251ZM8 136V135H7ZM10 136V135H9ZM23 136V135H22ZM73 136V135H72ZM99 136H100V134H99ZM142 136V135H141ZM149 135H147L146 137H148ZM160 136V135H159ZM175 136V135H174ZM177 136V135H176ZM246 136V135H245ZM4 137V136H3ZM15 137V136H14ZM81 137V136H80ZM86 137V136H85ZM124 137V136H123ZM128 136L126 135V138H127ZM146 137H144V139H142V141L144 140L145 141V139H147ZM151 137V135L148 137V138H150ZM153 138H154V136H152ZM164 137V136H163ZM180 137V140H181V136H179ZM178 137V138H179ZM248 137H250L249 135H248ZM8 138V137H7ZM57 138V137H56ZM73 138V137H72ZM76 138V137H75ZM78 138V137H77ZM76 138V139H77ZM88 138V137H87ZM125 138V137H124ZM125 138V139H126ZM128 138H130L131 139V136L130 137H128ZM127 138V139H128ZM139 138V137H138ZM1 139V138H0ZM9 139V138H8ZM92 139V138H91ZM104 139H106V138H104ZM129 139V140H130ZM140 139H141V137H140ZM155 139V138H154ZM158 139V138H157ZM161 139V138H160ZM168 139V138H167ZM177 139V138H176ZM175 139V140H176ZM186 139V138H185ZM11 140H13V138H11ZM15 140V139H14ZM59 140V139H58ZM114 140V136H108V138H107V140H103V141H107V145H106V147L109 149V153H108V150H107V153H101V152H99V150H96V172H95V174H93V175H95V176H91V174H87L86 176H87V178H85V184H83L82 186H86V187H88V188H92V187H95L96 186V189L99 191L98 193V198H97V200L99 201V202H102V200L104 199H109L110 197H114L115 198V200H116V202H115V200H113L114 202H111L112 204H113V206L115 205H120V204H125V203H127L126 205H129V202H125V201H123V200H126V199H129L128 201H130V197L132 196V194L134 195V197H135V194H136V197L135 198H133V197H131L132 199V201H130L131 203H130V205H132V204H134L135 206H136V208L138 207V208H140L139 209V211H141V209H144V210H148V212L149 213H147L146 212V216H145V218L143 219V217H142V219H140V220H134V226H133V228H135V229H133V230H131V232L129 231V235L130 234H133V236L135 237V240H136V244H135V246L134 247H130L129 248V246H128V248H124L122 251H120V249H119V247H118V249H117V247H115V245L117 246V243H118V245L121 243V241H123V239L125 240V238H126V236H128V234L126 233V234H124V236L122 237V238H117V237H114V233L111 231V228H113L114 227V225H115V223H117L116 221H118V217L117 216H115V215H118L117 213H118V211H117V209L118 208H116V207H114V208H116V210L115 211H117V212H113L112 214L114 215V216H111V214H110V218L108 219V218H106V220L105 221H103V217H102V220H101V218H99V216L97 215V216H95L94 217V219L93 218H91L90 217V215H89V211H88V207H87V202H86V200H85V198H87V197H85L84 195H83V192H82V194H79V195H81V197L83 198V197H85L84 198V201H83V199L80 197L79 199L80 200H78L79 201V203H78V206H75L76 207V209L74 208L73 209V211L74 212H72V210L70 211V213H69V208H68V202L67 201H63L62 200V198H64V197H62L61 199L59 198L60 197V195H59V199H58V201H56V199H55V201L57 202L56 204H55V206L53 205V207H54V209H52V207H50L49 209H47L46 211L44 210V216H46V217H44L45 218V221H46V218H47V221H46V224H47V226L45 225V224H43V222H42V220H41V222H42V224L44 225H42L43 227H46V231L45 232H49L50 233V237H51V240H50V242L49 243H44V239H42V238H44V232L43 231H41V230H43L44 228L43 227H41V226H39V230H37V226L35 225V224H33V226H31L32 225V221H31V218H29V217H27V216H29L28 215V212H27V214H26V212H25V209L24 208H22V210L25 212L24 213V215H22L23 214V212L21 213V211H20V209L19 208H21V206H22V204H19V202L21 203V202H23V203H28V199L30 198L29 197V195L27 194V192H25L24 191V194H26V196H28L26 199H27V201H26V199H21V200H19L17 203L15 202L16 200H15V198L16 197H14V199H12L11 197L12 196H10V194H9V196H10V198H11V200H8V199H6L5 200V196L6 195H4V199H0L1 201H2V204H0V205H2V206H0V230H3V229H9V228H11V227H14V226H16V227H18V225H19V229L21 228V233H20V235H19V239L18 240H15L14 238H13V236L14 235H12V233H11V235H9L8 234V232H6L5 230V232H4V234L2 235L1 233H0V264H30V263H34V264H83L82 262L83 261H85V262H88L89 264H136V263H138V261L141 259V257H142V255H143V253L146 251L147 253H148V255H150V254H152V253H154V252H156V251H158L157 250V246H159L160 244L163 246L164 245V247H166V246H168V245H170V244H168L167 242H168V240H166V239H168V237L167 236H165V235H162V234H160L158 237H159V240L157 241V242H155V243H157V244H152L151 246H148V245H146V246H144L143 244H141L140 243V240H141V237H143L145 234L140 230V227H139V225H140V223L141 222H143L144 220H145V222H147L148 223V225L149 226H154V228H159L160 227V225L163 223V221H162V219H160L159 218V216H158V212H159V208H160V204H159V200L158 201H153L152 203H146V204H144V203H142L143 201H141L142 200V195H145V194H151V195H153V194H155L154 192H152V190L151 189H149V188H147L148 186H146V184H144V182L143 181H141V182H137V183H134V181H135V178H136V176L138 175L139 176V174L140 173H142V167L141 168H133V167H131V161H132V155L134 154V151L135 150H129L130 149V146H132V145H130L131 143H128V141L127 140H125V141H127V143L129 144V149H127L126 148V150H124L123 152H120V151H118V150H114L115 148L112 146V142H114L113 141ZM153 140V139H152ZM174 140V139H173ZM174 140V141H175ZM179 140V139H178ZM177 140V141H178ZM7 141V140H6ZM78 141H80V140H77V143H79ZM82 141V140H81ZM131 141V140H130ZM129 141V142H130ZM154 141V140H153ZM156 141V140H155ZM154 141V142H155ZM9 142H11V141H9ZM20 142V141H19ZM149 142V141H148ZM173 142V141H172ZM179 142V141H178ZM246 142V143H247ZM12 143V142H11ZM18 143V142H17ZM93 143V142H92ZM126 143V142H125ZM145 143H147V141H145ZM150 143V142H149ZM148 143V144H149ZM166 143V142H165ZM182 143V142H181ZM102 144V143H101ZM104 144V143H103ZM127 144V145H128ZM132 144H133V142H132ZM154 144V143H153ZM155 144H157V142L155 143ZM160 144V143H159ZM158 144V145H159ZM169 144V143H168ZM172 144V143H171ZM185 144V143H184ZM162 145V144H161ZM176 145V144H175ZM181 145V144H180ZM183 145V144H182ZM18 146V145H17ZM75 146V145H74ZM79 146V145H78ZM136 146V145H135ZM144 146V145H143ZM146 146V145H145ZM150 146L151 145H149V147H148V149H150ZM153 146H155V145H153ZM153 146H152V148H153ZM178 146H179V144H178ZM12 147H14V145L12 146ZM147 147V146H146ZM156 147V146H155ZM165 147V146H164ZM169 147H173V144L171 145V146H169ZM175 147V146H174ZM180 147V146H179ZM183 147V146H182ZM182 147H180V148H182ZM186 147L187 146H185L184 148L186 149ZM249 147V146H248ZM141 148V147H140ZM145 148V147H144ZM151 148V149H152ZM163 148V147H162ZM166 148H167V145H166ZM176 148L177 147H175V150H176ZM11 149V148H10ZM15 149V148H14ZM19 149V148H18ZM86 149V148H85ZM132 149V148H131ZM133 149H134V147H133ZM141 149H143V147L141 148ZM165 148H163V150H159V147H158V149L157 150H155V148L154 149H152V150H148V152H145L144 153V163H143V170H144V172L146 173V177H147V179H154L155 178V176H156V172H157V168H158V162H160V161H163L164 163H165V161L167 162V160H166V157H168L169 158V149L167 150V149H165ZM188 149V148H187ZM65 150H67V148L65 149ZM84 150V149H83ZM110 150H111V154H110ZM171 150V149H170ZM172 150H174V148L172 149ZM178 150V149H177ZM10 151V150H9ZM145 151V150H144ZM168 151V152H167ZM15 152H16V150H15ZM68 152H69V150H68ZM68 152H67V154H68ZM172 152V151H171ZM207 152V151H206ZM11 154H14V153H12V152H10ZM36 153V152H35ZM34 153V154H35ZM158 153V155H160V160L158 159V160H156L155 159V155ZM211 153H207V154H211ZM10 154V155H11ZM104 154H107V155H110V156H108V161H107V163L108 162H111V161H114V160H116L117 162L116 163H118L117 165H113L114 167L112 168V169H109L108 170V167H106L105 169H103V165L104 164H106L105 162H104V164H103V159H105V158H103L102 157V155L103 156H105ZM206 154V153H205ZM6 155V154H5ZM11 156H13V155H11ZM10 156V157H11ZM33 156V155H32ZM206 156V155H205ZM204 155H203V158L201 157V159L202 160H200L199 162H197L195 159H192V160H190L189 162H191L190 163V167H192L193 168V170H192V168L190 169V170H192L190 173H189V171H188V174L186 175V176H183L182 178L186 181H188L189 179L188 178H190L191 176H192V178H194L195 179V181H194V179L192 180L196 185H198V187L199 186H201V184H204V182H203V180H202V175H201V172L199 171L200 170V166H202V165H204L205 164V160H206V157H205ZM7 157V156H6ZM95 157V156H94ZM107 157V156H106ZM19 158V157H18ZM92 158V157H91ZM111 158V159H110ZM167 158V159H168ZM194 158V157H193ZM240 158V157H239ZM10 159V158H9ZM26 159H27V157H26ZM79 159V158H78ZM88 159V158H87ZM20 160V159H19ZM260 160H261V158H260ZM73 161V160H72ZM75 161H78L77 159L75 160ZM75 161H73L72 163L74 164V166H75V168H73V175H74V177H75V181H76V179H78L77 181H80L79 180V178H81V176L82 175H80L81 173H80V171H79V168H78V166H80L78 163H75ZM98 161V162H97ZM15 162V161H14ZM19 162V161H18ZM70 161H68L67 163H69ZM90 162H92V161H90ZM115 162V161H114ZM114 162H111L112 164H114ZM25 163V162H24ZM23 163V164H24ZM115 163V164H116ZM160 163H162V162H160ZM214 163H216V162H214ZM259 163H261V162H259ZM18 164V163H17ZM20 164V163H19ZM73 164H72V166H73ZM76 164H78V166L76 165ZM111 164V165H112ZM188 164V163H187ZM71 165V164H70ZM69 165V166H70ZM92 165V164H91ZM19 166V165H18ZM73 166V167H74ZM105 166V165H104ZM22 167V166H21ZM71 167V166H70ZM37 168V167H36ZM264 168V167H263ZM187 169H189V168H187ZM262 170V169H261ZM31 171V170H30ZM67 171V170H66ZM260 171V170H259ZM71 172V171H70ZM81 172H82V169H81ZM84 172V171H83ZM92 172V171H91ZM116 172H121V173H124L123 175L126 177V180H127V182H129V184L127 183V185H125V187H124V191L123 192H125V193H122V192H119V191H117V192H115L116 190H112L113 188L112 187H114V185L113 184H110V181L112 180V177H113V173H116ZM94 173V172H93ZM251 173V172H250ZM34 174V173H33ZM184 174H186L185 172H184ZM262 175V177L263 178H261L260 177V175L259 176H257V177H259L258 178V180L259 181H261V182H259L260 184H258L256 187H255V189L256 190H253L251 193L252 194H250V195H253L254 197H257L256 199L255 198H253V199H250L249 200V198H248V201H246V204L248 205L249 204V206H247V207H250V210H249V214H246L245 215V217L243 218L242 216H240L241 214H239V216H240V218L242 217L243 218V221H240V219H239V216L237 215L238 214V211H240V210H238L237 211V209H235L234 210V212L233 211H231L230 210V208H226V207H222V208H225L224 210H223V213H224V223L226 224V219H229V222H232L233 221V223H234V225L236 226H234V227H231V226H233V223L231 224V226L229 227V231L227 232V235L225 236V238H218V240H215L213 243V245L211 244V247L210 246H208V247H210V248H208V247H204V245H203V240H204V237H205V227L207 226V223H208V221H209V214L207 213L208 211L207 210H205V209H201V207H200V205L198 204V202H196V200H194L195 201V204H194V207L193 208H191V210H192V212H194V215H195V223L192 225V230L190 231L189 229H187V230H189V231H185V230H182V229H180V233H179V235L180 236H185L186 237V235H187V237H188V241H189V243H188V246H186L185 245V247L184 248H176V246H173V248L175 247L176 249H173V251H174V255H175V258L176 259H174V260H172L171 259V257H170V259H166L165 258V256L164 257H158L159 259L158 260H156L155 262H154V264H219L218 262V259H217V253H216V251L217 252H222V253H224L225 254V258H227L226 260H230V259H233L234 260V264H247V263H249L248 261H245L240 255H238V249H237V245H240V244H243V242H244V240H247V239H250L252 242L253 241H255V240H257V247H259V249H261V250H263L264 251V236H263V234H262V229L261 228H259L258 227V224H257V222H256V219L257 218H260V217H263L264 216V173L263 174H261ZM19 176V175H18ZM64 176V175H63ZM80 176V177H79ZM85 176V175H84ZM123 176V177H124ZM255 176V175H254ZM9 177V176H8ZM23 177V176H22ZM45 177H46V175H45ZM94 177H96V179L94 180L93 178ZM252 177V176H251ZM66 178V177H65ZM50 179V178H49ZM182 179V180H183ZM203 179H204V177H203ZM129 180V181H128ZM247 180V179H246ZM83 181H84V179H83ZM92 181H96V184H93V182ZM140 181V180H139ZM254 181H256V179L254 178V177H252L251 178V184H253V183H255ZM65 182H66V180H65ZM65 182H63V183H65ZM92 182V183H91ZM109 182V183H108ZM136 182V181H135ZM49 183V182H48ZM55 183V182H54ZM185 183V182H184ZM191 182H189V183H187V186L185 187V186H183V187H185L184 189L186 190V188H187V190L188 191H191L192 189V187L189 185ZM46 185V184H45ZM62 185V184H61ZM76 185H78V184H76ZM116 185V184H115ZM256 185V184H255ZM12 186V185H11ZM19 186V185H18ZM48 186H50V185H47V187ZM67 186V185H66ZM81 186V185H80ZM81 186V187H82ZM203 186V185H202ZM23 187V186H22ZM59 187H60V185H59ZM182 187V186H181ZM84 188V187H83ZM122 188V187H121ZM253 188V187H252ZM17 189V188H16ZM43 189V188H42ZM93 189V188H92ZM134 189V190H133ZM165 189V188H164ZM249 189V188H248ZM12 190H13V188H12ZM58 191V190H57ZM114 191V192H113ZM159 191V193L161 194V196H166V194H167V191H162V190H158ZM157 191V192H158ZM254 191H256L255 193H254ZM4 192V191H3ZM13 192V191H12ZM66 192V191H65ZM245 192V191H244ZM11 193V192H10ZM17 193V192H16ZM67 193V192H66ZM65 193V194H66ZM77 193V192H76ZM135 193V194H134ZM250 193V192H249ZM37 194H39V193H37ZM36 194V195H37ZM64 194V195H65ZM124 195L123 197L125 198V199H122V196L120 197L119 195ZM76 195V194H75ZM241 195V194H240ZM248 195V194H247ZM14 196H15V194H14ZM21 196V195H20ZM25 196V197H26ZM30 196H32V195H30ZM35 196V195H34ZM53 196V195H52ZM116 196H118V197H116ZM156 196H157V194H156ZM252 196V197H253ZM77 197V196H76ZM159 197V196H158ZM2 198V197H1ZM7 198V197H6ZM19 198H21V197H19ZM57 198V197H56ZM69 198V197H68ZM116 198H118V199H116ZM119 198H120V200H119ZM17 199V198H16ZM82 199V200H81ZM111 199V198H110ZM110 199H109V201H110ZM135 199V200H134ZM194 199V198H193ZM37 201H39L38 199H36ZM35 200V202L37 203V201ZM53 200V199H52ZM51 200V201H52ZM90 200V199H89ZM117 200H118V202H117ZM245 200V199H244ZM98 201L96 202V205H97V203H98ZM87 204H86V203ZM104 202H106V201H104ZM242 202V201H241ZM34 204V202L32 201L31 202V204ZM235 203L236 204H238V205H236L235 207H239V203L236 201V202H234V205H235ZM245 203V202H244ZM19 205V207H18V205ZM53 204H54V200H53ZM90 205H91V203H89ZM94 204V203H93ZM112 204L110 205L112 208H113V206H112ZM30 205V204H29ZM39 205V206H38ZM40 205H42V203L40 204V203H38V204H36V208L38 209H41L42 211H43V209L42 208H40L41 206ZM125 205V206H126ZM138 205V206H137ZM220 205V204H219ZM233 205V206H234ZM74 206V205H73ZM123 206V205H122ZM139 206H141V207H139ZM232 206V207H233ZM245 206V205H244ZM23 207V206H22ZM29 207V206H28ZM30 207H31V205H30ZM43 207V206H42ZM55 207H58L59 209H62L61 210V214L62 215H64V218L63 219H61L60 221H56V219H55V212L56 211H58V210H56L55 209ZM120 207V206H119ZM128 207H130V206H128ZM132 207H134L133 205H132ZM144 207V208H143ZM231 207V208H232ZM237 207V208H238ZM243 207V206H242ZM32 208V207H31ZM91 208V207H90ZM97 208V207H96ZM111 208V210H113ZM135 208V207H134ZM33 209V208H32ZM69 209V210H68ZM221 209V208H220ZM220 209H219V206H218V210L220 211ZM94 210V209H93ZM100 210V209H99ZM109 210V209H108ZM108 210H106V211H108ZM111 210L110 211H108L109 213H111ZM143 210V211H144ZM216 210V209H215ZM214 210V211H215ZM243 210H244V208H243ZM41 211V214L43 213ZM62 211H63V213H65V214H63L62 213ZM207 211V212H206ZM31 212L33 213L34 211L33 210H31ZM30 212V213H31ZM59 212H60V210H59ZM72 212V213H71ZM31 213V214H32ZM69 213V214H68ZM105 213V212H104ZM240 213V212H239ZM248 213V212H247ZM25 214H26V216H25ZM31 214H30V217H32L31 216ZM107 214V213H106ZM131 214V213H130ZM137 214V213H136ZM34 215H36V213L34 212ZM34 215H33V217H34ZM57 215V214H56ZM108 215V214H107ZM243 215V214H242ZM140 216V215H139ZM141 216H144V214L143 215H141ZM229 216V217H228ZM39 217V216H38ZM59 217V216H58ZM137 217H138V215H137ZM228 217V218H227ZM44 218H42L43 219V221H44ZM96 218V219H95ZM135 219H136V217H134ZM140 218V217H139ZM264 218V217H263ZM33 219H35V218H33ZM40 219V218H39ZM57 220H58V218H57ZM142 220V221H141ZM219 220V219H218ZM264 220V219H263ZM29 222V223H28ZM130 222V221H129ZM165 222V221H164ZM219 222V221H218ZM31 223V224H30ZM27 224L29 225L30 224V226H28V227H26L27 226ZM35 225V226H34ZM37 225H39V224H37ZM174 225H176V226H178V227H181V228H183V226L185 225L184 224V222H183V220H177V221H174ZM173 225V226H174ZM230 225V224H229ZM156 226V227H155ZM30 227V228H29ZM186 227V226H185ZM184 227V228H185ZM29 228V229H28ZM104 228L105 229H107L106 231H103L104 230ZM183 228V229H184ZM7 229V230H8ZM14 229H15V227H14ZM14 229H12L13 231H14ZM17 229V228H16ZM26 229H28V230H26ZM103 229V230H102ZM160 229V228H159ZM45 230V229H44ZM49 230V231H48ZM208 230H209V235H210V237L212 236V238H213V236L215 237V227L214 228H208ZM10 231V230H9ZM12 231V232H13ZM147 233V232H146ZM14 234V233H13ZM46 234V233H45ZM158 234V233H157ZM34 237H39V240L40 241H42L43 240V242H40V244H43V247H36V240H34ZM174 237H176V236H174L173 235V239H175ZM177 237H179V236H177ZM177 237H176V239H177ZM42 239V240H41ZM175 239V240H176ZM186 239V238H185ZM216 239H217V237H216ZM253 239H255V240H253ZM172 240V239H171ZM174 240V241H175ZM182 240V239H181ZM212 240V239H211ZM250 240H247V241H250ZM170 241V240H169ZM182 241H184V239L182 240ZM38 242V243H39ZM120 242V243H119ZM125 242V241H124ZM123 242V243H124ZM251 242V243H252ZM256 242V241H255ZM109 244L110 246H108L107 248L105 247H103L105 244ZM170 243H171V241H170ZM177 243H179V242H177L176 241V244ZM159 244V245H158ZM168 244V245H167ZM174 244V243H173ZM250 244V243H249ZM113 245H114V247L116 248V249H114L113 248ZM121 245V244H120ZM119 245V246H120ZM123 245H125V244H123ZM122 245V246H123ZM153 245H156V249H154L153 247ZM160 245V246H161ZM162 246H161V248H162ZM179 246V245H178ZM184 246V245H183ZM250 246H252V244H250ZM253 247V246H252ZM153 248V249H152ZM158 248H160V247H158ZM238 248H239V246H238ZM250 248V247H249ZM116 250H119L118 252L116 251ZM126 250H128V252L130 251V252H134V253H136V254H130V252H129V254L128 253H126L127 251ZM124 251H126V252H124ZM153 251V252H152ZM162 251V250H161ZM40 252H42L43 254L41 255V253L39 254ZM38 253V254H37ZM249 254V253H248ZM262 254V253H261ZM264 254V253H263ZM154 255H156L155 253H154ZM223 255V254H222ZM151 256V255H150ZM263 257H264V255H262ZM262 256H260L261 258H262ZM152 257V256H151ZM168 257V258H169ZM161 261V262H160ZM232 261V260H231ZM262 261V260H261ZM260 261V262H261ZM84 262V264H86ZM247 262V263H246ZM87 263V264H88ZM153 263V262H152ZM264 264V263H263Z\"/></svg>",
  "mask_w": 264,
  "mask_h": 264
}]
</instances>
